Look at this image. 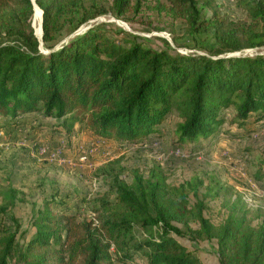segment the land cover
<instances>
[{
    "label": "trees",
    "instance_id": "1",
    "mask_svg": "<svg viewBox=\"0 0 264 264\" xmlns=\"http://www.w3.org/2000/svg\"><path fill=\"white\" fill-rule=\"evenodd\" d=\"M35 2L43 10L41 40L31 24L32 0H0V114L10 122L37 112L65 133L78 124L101 138L136 142L162 135L176 113L175 146L194 150L249 136V123L264 118V52L235 53L264 48V0H248V16L237 21L216 9L207 14L199 0ZM151 5L183 20L191 34L210 29L215 42L204 53L182 52L163 36L154 46L121 27L77 30L108 10L139 13ZM110 164L119 165V157ZM120 172L110 173L112 190L92 206V216L54 212L53 198L45 200L28 238L17 219L6 220L16 188L1 189L0 264H121L137 255L148 264H203L193 249L202 239L215 240L219 264H264V215L253 222L249 207L232 198L215 222L204 212L210 190L171 186L153 170L130 181ZM253 177L264 180V157Z\"/></svg>",
    "mask_w": 264,
    "mask_h": 264
},
{
    "label": "rangeland",
    "instance_id": "2",
    "mask_svg": "<svg viewBox=\"0 0 264 264\" xmlns=\"http://www.w3.org/2000/svg\"><path fill=\"white\" fill-rule=\"evenodd\" d=\"M247 1L199 0L207 14L216 9L222 17L232 21L248 16ZM105 3L110 5L111 0ZM36 6L39 8L37 3ZM37 8L33 18L36 33ZM93 24L121 27L147 36L154 46L162 43L157 36H163L182 52L204 53L215 42L210 29L191 34L183 20L159 12L152 5L139 13L129 11L118 15L108 10L82 23L78 29ZM147 26L151 28L146 29ZM259 52H264V48H246L235 53L253 55ZM9 119L0 114V192L9 186L16 188L18 199L9 207L6 220L17 219L20 229L26 230L27 238L35 230L33 214L45 200L53 198L50 205L54 212L63 210L79 217L92 216V206L99 197L103 192H111L110 173L117 170H121L120 176L127 181L135 174L147 176L153 170L163 175L171 186L195 184L199 192L210 190L211 194L205 198L204 212L215 222L225 216L223 203L232 198H236L239 205L249 207L248 215L253 222L264 215V180L259 184L253 177L264 157V118L249 123L255 128L249 136L221 138L207 146L196 145L194 150H189V143L181 148L175 146V124L179 120L176 113L169 115L162 124V135L147 136L136 142L101 138L87 128L78 130V124L65 133L63 127L51 123L55 118L37 112L19 114L15 122ZM227 125L226 122L222 124L223 127ZM82 153L86 154L85 161L79 159ZM117 157L121 169L119 165L110 164ZM1 198L0 193V202ZM179 239L189 245L187 239ZM215 248L214 239L198 240L193 246L203 264H219ZM121 264L148 263L137 255Z\"/></svg>",
    "mask_w": 264,
    "mask_h": 264
},
{
    "label": "bare ground",
    "instance_id": "3",
    "mask_svg": "<svg viewBox=\"0 0 264 264\" xmlns=\"http://www.w3.org/2000/svg\"><path fill=\"white\" fill-rule=\"evenodd\" d=\"M35 1V0H34ZM35 7L37 8V6H36V2H35V5H34V9H35ZM36 10V9H35ZM36 15H37V17H38V23H37V33H39L40 34V32H41V26H40V18H41V10H40V7L39 8H37V13H36ZM33 27H34V25H33ZM36 33V32H35Z\"/></svg>",
    "mask_w": 264,
    "mask_h": 264
},
{
    "label": "water",
    "instance_id": "4",
    "mask_svg": "<svg viewBox=\"0 0 264 264\" xmlns=\"http://www.w3.org/2000/svg\"><path fill=\"white\" fill-rule=\"evenodd\" d=\"M32 2H33V5H35V1L34 0H32ZM40 10H41V18H40V26H41V32H40V35H37L38 36V38L41 40V37H42V13H43V10L40 8ZM32 21H33V17H32ZM32 26H33V23H32ZM79 30V29H78ZM35 32V31H34Z\"/></svg>",
    "mask_w": 264,
    "mask_h": 264
},
{
    "label": "built area",
    "instance_id": "5",
    "mask_svg": "<svg viewBox=\"0 0 264 264\" xmlns=\"http://www.w3.org/2000/svg\"><path fill=\"white\" fill-rule=\"evenodd\" d=\"M79 159L82 161H85L86 160V154H84V153L80 154Z\"/></svg>",
    "mask_w": 264,
    "mask_h": 264
}]
</instances>
